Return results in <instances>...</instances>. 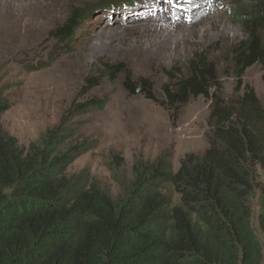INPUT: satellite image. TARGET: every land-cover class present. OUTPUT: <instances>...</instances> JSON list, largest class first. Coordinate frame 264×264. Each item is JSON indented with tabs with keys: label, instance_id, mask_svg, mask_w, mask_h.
I'll use <instances>...</instances> for the list:
<instances>
[{
	"label": "trees",
	"instance_id": "1",
	"mask_svg": "<svg viewBox=\"0 0 264 264\" xmlns=\"http://www.w3.org/2000/svg\"><path fill=\"white\" fill-rule=\"evenodd\" d=\"M76 17L54 36L67 40ZM259 41L252 31L235 51L238 83L255 64L264 71ZM217 71L205 56L194 57L187 75H171L162 86L161 100L142 82L144 97L173 116L193 98L208 99L207 147L185 154L177 171L173 150L153 160L136 156L124 198L116 202L88 170L66 173L97 147L74 120L102 102L72 104L27 148L0 123V264H264L252 227L255 197L264 236V100L248 87L224 96ZM8 109L0 101V118ZM113 158L119 168L122 160Z\"/></svg>",
	"mask_w": 264,
	"mask_h": 264
},
{
	"label": "rangeland",
	"instance_id": "2",
	"mask_svg": "<svg viewBox=\"0 0 264 264\" xmlns=\"http://www.w3.org/2000/svg\"><path fill=\"white\" fill-rule=\"evenodd\" d=\"M74 13L73 34L55 37ZM252 31L264 46V0H0V101L9 105L1 127L27 148L72 104L102 102L74 120L97 147L66 173L88 170L116 202L124 198L136 156L153 160L173 150L177 171L185 154L207 147L209 100L193 98L173 116L144 97L142 82L161 100L170 76L187 75L189 61L202 55L217 66L224 96L248 87L264 100L259 64L240 83L235 78L234 53ZM113 155L122 160L119 168ZM257 212L254 197L252 227L264 246Z\"/></svg>",
	"mask_w": 264,
	"mask_h": 264
},
{
	"label": "snow or ice",
	"instance_id": "3",
	"mask_svg": "<svg viewBox=\"0 0 264 264\" xmlns=\"http://www.w3.org/2000/svg\"><path fill=\"white\" fill-rule=\"evenodd\" d=\"M169 2H171V0H169Z\"/></svg>",
	"mask_w": 264,
	"mask_h": 264
},
{
	"label": "water",
	"instance_id": "4",
	"mask_svg": "<svg viewBox=\"0 0 264 264\" xmlns=\"http://www.w3.org/2000/svg\"><path fill=\"white\" fill-rule=\"evenodd\" d=\"M98 6H100V5H98Z\"/></svg>",
	"mask_w": 264,
	"mask_h": 264
}]
</instances>
